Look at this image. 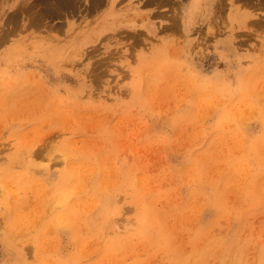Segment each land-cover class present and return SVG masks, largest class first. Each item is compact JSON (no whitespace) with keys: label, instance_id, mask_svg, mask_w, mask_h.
<instances>
[{"label":"rangeland","instance_id":"1","mask_svg":"<svg viewBox=\"0 0 264 264\" xmlns=\"http://www.w3.org/2000/svg\"><path fill=\"white\" fill-rule=\"evenodd\" d=\"M89 1L0 0V264H264V8Z\"/></svg>","mask_w":264,"mask_h":264},{"label":"bare ground","instance_id":"2","mask_svg":"<svg viewBox=\"0 0 264 264\" xmlns=\"http://www.w3.org/2000/svg\"><path fill=\"white\" fill-rule=\"evenodd\" d=\"M82 1L84 0H41V2L40 1L38 2V0H18L19 3L15 5L17 8L16 10L13 9L15 11L11 13L12 15L10 16L9 21L10 22L11 21L28 22V24L32 22L31 25L35 24L33 26H37L40 24V22H48L51 17L50 15L52 14L62 15L65 13L75 12V10H78V8L81 6ZM117 1L118 0H90L89 6L87 5L86 9L88 11L92 10L94 12V11H97L105 2H108L110 3V9L107 10L109 12L110 10H113L111 8L115 7V4L117 3ZM231 1H240L242 2L243 5L252 6L254 8H259V9L264 8V0H231ZM141 3L147 6V5H152V4L163 5V4H167L170 2L169 0H141ZM15 6L13 8H15ZM31 9H32V12L28 13L29 11H31ZM193 10L186 11V15L184 14L185 20L183 22H192V20H194L195 13ZM47 15L50 16L48 17L49 19L47 18L48 21H46ZM53 17H55V15ZM173 22H177V21L173 19ZM257 22H264V18L260 19ZM227 260L222 261L223 262L222 264H233L232 262H226Z\"/></svg>","mask_w":264,"mask_h":264}]
</instances>
